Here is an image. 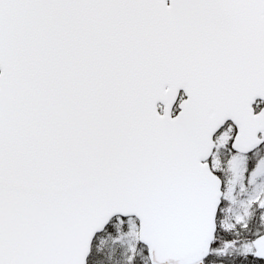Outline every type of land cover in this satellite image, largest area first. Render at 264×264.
<instances>
[{
	"label": "snow or ice",
	"instance_id": "snow-or-ice-1",
	"mask_svg": "<svg viewBox=\"0 0 264 264\" xmlns=\"http://www.w3.org/2000/svg\"><path fill=\"white\" fill-rule=\"evenodd\" d=\"M0 264H264V0H0Z\"/></svg>",
	"mask_w": 264,
	"mask_h": 264
}]
</instances>
